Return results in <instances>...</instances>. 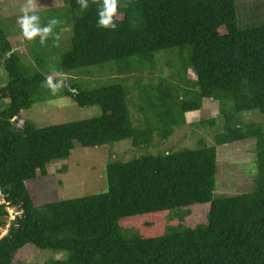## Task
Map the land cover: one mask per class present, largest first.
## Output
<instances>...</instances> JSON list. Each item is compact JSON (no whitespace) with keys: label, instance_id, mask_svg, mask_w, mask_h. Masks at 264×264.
<instances>
[{"label":"trees","instance_id":"obj_1","mask_svg":"<svg viewBox=\"0 0 264 264\" xmlns=\"http://www.w3.org/2000/svg\"><path fill=\"white\" fill-rule=\"evenodd\" d=\"M61 2L68 7L71 35L53 76L28 65L0 27L7 76L0 85V228L8 224L0 237V264H15L27 245L67 253L43 264H264V129L235 118L264 115V24L239 28L234 0H118L112 30L97 26L102 0H88L85 10L77 0ZM39 46L45 47L38 37ZM183 48V72L191 69L195 76L184 82L197 88L196 99H181L186 89L156 75L155 81H140L137 113L143 118L137 127L130 118V89L118 83L83 89L64 79L110 62L121 74L139 73L140 62L152 66L156 52ZM41 58L35 56L37 65ZM50 77L77 106H96L99 114L41 128L20 118L54 89ZM203 98L219 106L214 146L199 141L193 149L148 151L155 138L166 139L185 122V113L198 111ZM199 123L213 125L215 119ZM123 139L145 151L106 164L105 192L34 205L25 181L45 176L47 165L68 158L76 143L99 147ZM248 139L257 170L253 191L214 198L216 146ZM193 205L205 208L204 221L185 226L178 213ZM7 206L19 211L11 221ZM161 214L177 224L159 233H150L148 222L141 225L148 232L123 227Z\"/></svg>","mask_w":264,"mask_h":264},{"label":"rangeland","instance_id":"obj_2","mask_svg":"<svg viewBox=\"0 0 264 264\" xmlns=\"http://www.w3.org/2000/svg\"><path fill=\"white\" fill-rule=\"evenodd\" d=\"M62 0H36L35 14L40 17L41 26L48 24L49 20L56 18L60 23L54 28L53 35L59 34L60 41L55 42L49 36L43 44L45 47L35 48L37 36L33 40L23 37L21 29L17 24V18L22 15L20 8L26 0H0V27L6 36L14 42L15 49L23 54V60L28 65H33L36 70L45 76H53L58 68L60 54L69 48L71 29L66 23L68 7ZM236 6L237 23L243 29L250 26L264 24V0H234ZM40 39V37H39ZM52 43V45H51ZM41 56V64L37 65L35 56ZM187 49H167L154 54L152 66L147 61H141V72L130 74L119 73L117 64L110 62L100 66L82 68L74 73L65 75L64 79L73 81L72 83L83 88L91 89L102 85L118 83L130 89L129 112L133 127H137L141 122V114L137 113L140 100L137 98L140 81L147 83L155 81L154 75L165 78L166 81H174L175 86L187 90L186 96L181 93V99H196L197 88L194 89L189 82L195 79L191 69L183 72L184 62L187 59ZM0 58V85L2 80H7L6 73ZM142 73V74H141ZM182 76L183 79L179 78ZM150 79V80H149ZM142 83V84H143ZM62 86L58 85L49 91L44 100L35 102L29 109L20 113V118L30 120L36 127H46L53 124L67 123L82 119L91 118L99 114V108L79 107L69 97L62 94ZM229 106H227V109ZM143 115V114H142ZM214 118L215 123L200 124L199 121H207ZM237 124L257 122L264 129V115L258 112H243L235 114ZM185 122H180L175 126L173 132L166 139L155 138V147L148 149L155 153L158 150L178 151L183 149H193L199 141H203L207 146H214V137L220 132L221 119L219 106L211 99H201V107L198 111L184 114ZM180 121V119H179ZM254 142L251 139L233 142L216 146V173L215 185L213 189L214 198L229 197L253 191V181L256 177L255 155L253 152ZM143 148V146L141 147ZM132 147L130 139H123L112 144L99 147H81L77 143L74 145L68 158L57 160L47 165V174L37 176L34 179L25 181L26 189L32 198L34 205L59 200L73 199L93 194L105 192L107 189L105 178V166L113 161H129L143 150ZM4 203L0 194V204ZM16 209L7 206V221L12 217L9 211ZM183 211L188 214L182 213ZM182 222L185 226L193 227L204 221L205 208L193 205L182 210ZM150 223V233H159L166 230V226L177 224V219L169 221L167 214L154 217H144L123 223L126 228L143 229L141 225ZM5 228H0V237L6 233ZM138 228V229H139ZM144 228L143 230H145ZM148 232V230H145ZM65 251L38 250L30 245L25 246L16 254L15 264H43L49 260H62L66 258Z\"/></svg>","mask_w":264,"mask_h":264},{"label":"clouds","instance_id":"obj_3","mask_svg":"<svg viewBox=\"0 0 264 264\" xmlns=\"http://www.w3.org/2000/svg\"><path fill=\"white\" fill-rule=\"evenodd\" d=\"M81 10L88 8V0H77ZM36 0H26L20 8V15L17 18V24L21 29V33L27 40H33L37 36L40 37V43L44 44L49 36H52L55 42H58L60 35L57 33L53 35L54 28L60 23L56 18L49 20L48 24L41 26L39 23L40 17L35 14ZM118 0H102V4L98 9V22L97 26L106 29L116 30V24L114 23V17L117 15ZM58 74V73H57ZM49 85L55 89L58 84H52L51 77L47 81Z\"/></svg>","mask_w":264,"mask_h":264},{"label":"built area","instance_id":"obj_4","mask_svg":"<svg viewBox=\"0 0 264 264\" xmlns=\"http://www.w3.org/2000/svg\"><path fill=\"white\" fill-rule=\"evenodd\" d=\"M8 211H9V210H8ZM9 212H11V213H9V215H11L12 220H13L14 217L17 215V214H16L17 212H15V211H13V210H12V211L10 210Z\"/></svg>","mask_w":264,"mask_h":264}]
</instances>
